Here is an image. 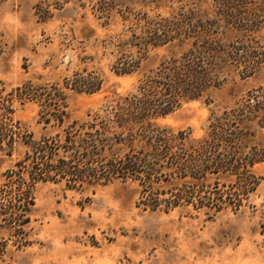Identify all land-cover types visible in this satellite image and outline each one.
I'll return each instance as SVG.
<instances>
[{"label": "rangeland", "instance_id": "obj_1", "mask_svg": "<svg viewBox=\"0 0 264 264\" xmlns=\"http://www.w3.org/2000/svg\"><path fill=\"white\" fill-rule=\"evenodd\" d=\"M219 6L218 0H0V90L29 82L39 98L15 101L13 118L35 138L60 128L42 119L47 115L44 98L54 86L62 89L67 123L95 122L93 115L104 116L110 101L133 91L144 73L188 47L176 41L144 44V27L181 15L191 22L212 20ZM242 10L254 47L249 74L243 75L240 65L222 68L224 80L207 97L182 102L157 117V124L200 137L213 115L241 103L249 102L253 114L260 115L264 3L251 2ZM243 33L220 22L216 34L239 41ZM121 52L139 60L132 73L114 70ZM75 73L96 75L100 87L92 93L65 88L64 79ZM257 122L259 117L248 122L252 136L247 144L264 154V127ZM24 150L21 144L11 154L0 149V187L5 171L16 168ZM250 171L256 185L241 195L240 206L224 203L208 213L142 209L136 205L140 187L131 179L81 189L38 181L26 223L16 227L8 215H0V264H264V159ZM208 183L201 195L227 201L239 192L234 176L213 177Z\"/></svg>", "mask_w": 264, "mask_h": 264}, {"label": "trees", "instance_id": "obj_2", "mask_svg": "<svg viewBox=\"0 0 264 264\" xmlns=\"http://www.w3.org/2000/svg\"><path fill=\"white\" fill-rule=\"evenodd\" d=\"M257 1L264 3L218 0L217 17L204 22H191L181 15L148 24L143 30L144 44L159 46L176 41L175 45L188 47L144 73L133 91L110 101L104 116L94 114L95 122L67 123L62 89L54 86L44 98L43 114L47 115L41 116L45 124L60 128L54 135L35 138L20 127L13 112L15 101L21 104L38 100L39 96L30 90L29 82L6 92L1 89L0 149L11 154L21 144L25 150L15 162L16 168L5 171V182L0 187V215H8L10 224L16 227L26 223L34 205L33 187L47 180L63 182L71 189L135 180L140 187L136 205L150 211L192 209L208 213L220 210L224 203L238 208L241 195L256 185L250 167L264 159V154L247 144L252 136L248 122L259 117L257 125L264 127V109L255 115V108L247 102L213 115L200 137H191L190 131H172L155 119L182 102L207 97L224 80L222 68L230 64L243 66L241 73L249 74L254 47L247 33L250 21L242 8ZM220 22L227 30L232 26L242 30L243 39L223 40L216 34ZM138 64V59L121 52L114 70L129 74ZM63 82L65 88L85 93L95 92L101 84L99 77L90 73H75ZM220 176L235 177L239 191L234 194L236 201L201 195L210 179Z\"/></svg>", "mask_w": 264, "mask_h": 264}]
</instances>
